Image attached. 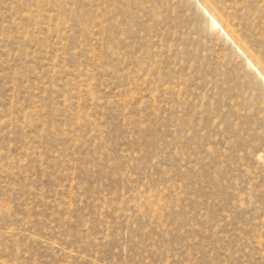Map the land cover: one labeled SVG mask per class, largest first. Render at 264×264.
Masks as SVG:
<instances>
[{
    "label": "rangeland",
    "instance_id": "374dc122",
    "mask_svg": "<svg viewBox=\"0 0 264 264\" xmlns=\"http://www.w3.org/2000/svg\"><path fill=\"white\" fill-rule=\"evenodd\" d=\"M260 76L264 0H0V264H264Z\"/></svg>",
    "mask_w": 264,
    "mask_h": 264
},
{
    "label": "bare ground",
    "instance_id": "6f19581e",
    "mask_svg": "<svg viewBox=\"0 0 264 264\" xmlns=\"http://www.w3.org/2000/svg\"><path fill=\"white\" fill-rule=\"evenodd\" d=\"M204 5H205V4H204ZM201 6H202V5H201ZM196 7H197V6H196ZM203 7H204V6H203ZM205 7H206V9H207V6H206V5H205ZM198 8H199V7H198ZM200 8H201V7H200ZM200 10H201V9H200ZM207 10H208V9H207ZM208 12H209V11H208ZM206 14H208V13H206ZM208 16H210L209 18L213 19L212 21L215 20V18L213 17L212 14H211V15H208ZM208 16H207V17H208ZM211 19H210V20H211ZM220 19H221V18H220ZM221 22H222V21H221ZM224 26H225V25H224ZM222 27H223V26H222ZM227 29H228V28H227ZM223 30H224V28H223ZM228 30H229V29H228ZM226 31H227V30H225L224 32H226ZM231 31H232V30H230V34H232ZM227 32H229V31H227ZM227 32H226V33H227ZM233 32H234V31H233ZM226 35H227V34H226ZM226 35H225V36H226ZM233 35H234V34H233ZM223 36H224V35H223ZM228 36H230V35L228 34ZM226 37H227V36H226ZM226 37H225V39H226ZM223 38H224V37H223ZM229 38H230V37H229ZM236 39H237V38H236ZM230 42H231V41H230ZM232 43H233V42H232ZM240 44H241V43H240ZM236 46H237V45H236ZM236 49H238V48H236ZM238 51H240V50H237V52H238ZM239 53H241V52H239ZM248 53H249V52H248ZM246 55H247V54H246ZM251 55H252V54H251ZM240 57H241V56H240ZM247 57H249V56H247ZM241 58H242V57H241ZM244 58H245V57H244ZM245 59H246V58H245ZM245 59H244V60H245ZM254 60H255V59H254ZM245 61H247L248 64L251 66L250 68H252L253 64L255 63V62H254V63L252 64L251 60H249V59H248V60H245ZM256 61H257V59H256ZM245 63H246V62H245ZM256 64H257V62H256ZM249 65H248V66H249ZM254 70H255V69H254ZM256 72H257V71H256ZM259 72H260V71H259ZM261 74H262V73H261ZM260 77H262V80H263V82H264V77H263V76H260ZM260 77H259V78H260Z\"/></svg>",
    "mask_w": 264,
    "mask_h": 264
}]
</instances>
